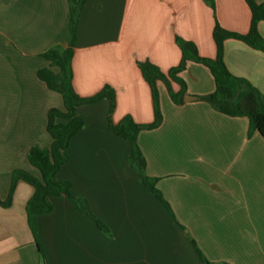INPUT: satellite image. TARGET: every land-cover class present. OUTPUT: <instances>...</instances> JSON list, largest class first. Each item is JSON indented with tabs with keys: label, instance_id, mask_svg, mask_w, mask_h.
Segmentation results:
<instances>
[{
	"label": "crops",
	"instance_id": "crops-1",
	"mask_svg": "<svg viewBox=\"0 0 264 264\" xmlns=\"http://www.w3.org/2000/svg\"><path fill=\"white\" fill-rule=\"evenodd\" d=\"M258 3L264 0H257ZM86 0L80 13L72 65L81 96L110 85L112 119L154 120L150 85L138 66L150 60L167 72L179 64L180 36L203 57L216 56L217 22L247 33L246 0ZM68 0H0V198L6 200L15 169L40 177L30 148H49L48 112L64 108L60 92L38 77L49 66L41 54L70 41ZM264 37V20L259 23ZM224 59L232 74L264 94V51L228 38ZM185 102L176 104L158 81L162 124L142 130L138 142L146 172L170 209L143 184L129 163L130 143L108 126L109 101L80 105L84 127L72 138L69 160L56 181H70L74 196H51L53 210L37 217L47 264H264V138L249 134L247 116L216 110L200 96L215 91L202 63L180 73ZM174 90L180 86L173 83ZM34 187L16 185L12 203L0 205V264H41L26 204ZM100 220L107 227L102 230Z\"/></svg>",
	"mask_w": 264,
	"mask_h": 264
},
{
	"label": "trees",
	"instance_id": "trees-1",
	"mask_svg": "<svg viewBox=\"0 0 264 264\" xmlns=\"http://www.w3.org/2000/svg\"><path fill=\"white\" fill-rule=\"evenodd\" d=\"M70 2V41L68 46H54L41 54L49 61V66L38 70V77L47 86L62 94L64 108H51L48 112L47 131L52 137L49 148L39 144L33 145L28 152V159L32 166L40 172L37 177L24 169H15L11 177L9 195L6 200L0 198V205L8 207L12 203L13 194L19 181H25L34 187V193L26 204L28 223L35 243L41 255V264H47L43 249L38 238L37 217L41 214L50 213L53 205L50 203L51 196L66 195L80 205L87 203L83 197L74 196L71 192L70 181H56V173L69 160L68 148L73 136L84 125V119L76 114L80 105H89L102 99L109 101L108 126L116 135L130 143L131 152L129 163L136 169L143 184L169 209L168 202L164 199L161 191L157 188L158 178L147 174V161L138 142V135L142 130H152L159 127L164 115L161 109L158 81H163L174 103L185 102L187 83L180 73L186 68L188 61L192 60L207 66L212 73L216 89L214 92L200 96L216 110L231 116H247L250 121L249 134L258 131L264 138V94L245 78L232 74L224 59V42L228 38L241 40L249 46L264 51V37L259 30L260 21L264 20V2L246 0L251 10L250 29L247 33H238L222 27L216 23L213 30V38L216 43V56L214 58L203 57L199 54L196 44L180 36L176 42L182 51V58L178 65L171 67L167 72L150 60L139 61L138 66L144 79L148 82L152 92L154 106V120L150 123L141 124L136 122L131 115H125L119 122L112 119L116 108V92L110 85H105L100 91L90 96H81L75 90L73 84V57L75 54V42L82 6L86 0H68ZM215 9L214 0H206ZM173 83L180 86L174 90ZM97 225L104 231L107 227L100 220ZM203 264L209 261L198 250Z\"/></svg>",
	"mask_w": 264,
	"mask_h": 264
},
{
	"label": "rangeland",
	"instance_id": "rangeland-1",
	"mask_svg": "<svg viewBox=\"0 0 264 264\" xmlns=\"http://www.w3.org/2000/svg\"><path fill=\"white\" fill-rule=\"evenodd\" d=\"M38 238H39V235H38ZM40 242V241H39Z\"/></svg>",
	"mask_w": 264,
	"mask_h": 264
}]
</instances>
